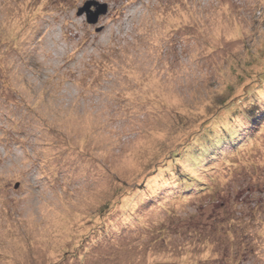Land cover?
Masks as SVG:
<instances>
[{"label":"rangeland","instance_id":"rangeland-1","mask_svg":"<svg viewBox=\"0 0 264 264\" xmlns=\"http://www.w3.org/2000/svg\"><path fill=\"white\" fill-rule=\"evenodd\" d=\"M0 264H264V0H0Z\"/></svg>","mask_w":264,"mask_h":264},{"label":"trees","instance_id":"trees-1","mask_svg":"<svg viewBox=\"0 0 264 264\" xmlns=\"http://www.w3.org/2000/svg\"><path fill=\"white\" fill-rule=\"evenodd\" d=\"M98 234H95V235H93V236H91V237H89V238H86V240H84V242H82L81 244H80V247L75 251V252H72V253H69V252H67V253H65L66 254V256L65 257H67V256H72V257H76V258H78V259H80L81 260V258L83 259L84 258V256L86 255V253H87V251H91V250H93V249H95V248H93L92 246V243H93V241H94V238L97 236ZM96 239V238H95ZM106 241H107V239L106 238H104ZM104 240V241H105ZM110 241V240H109ZM105 244V242H100V244H98V246H99V248L101 247V245H104ZM97 245V244H96ZM94 247H96V246H94ZM97 249V248H96ZM84 255V256H83ZM69 259H72V258H69Z\"/></svg>","mask_w":264,"mask_h":264},{"label":"water","instance_id":"water-1","mask_svg":"<svg viewBox=\"0 0 264 264\" xmlns=\"http://www.w3.org/2000/svg\"><path fill=\"white\" fill-rule=\"evenodd\" d=\"M97 4H99V3L95 2V1H88V2H86L84 8L80 10L81 11L80 12L81 14L84 13V12H87L88 13V17H89L88 23L89 24L96 23V20L98 19V17L100 15L106 14V9L107 8H106V5L105 4L104 5H100V7L97 8L98 10H96V12L92 13L91 8L92 7L95 8Z\"/></svg>","mask_w":264,"mask_h":264}]
</instances>
